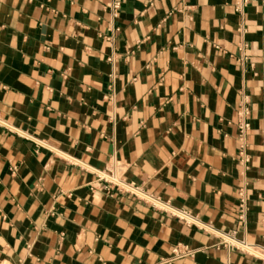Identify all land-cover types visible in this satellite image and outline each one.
Listing matches in <instances>:
<instances>
[{"label": "crops", "instance_id": "1", "mask_svg": "<svg viewBox=\"0 0 264 264\" xmlns=\"http://www.w3.org/2000/svg\"><path fill=\"white\" fill-rule=\"evenodd\" d=\"M219 233L264 254V0H0V264H264Z\"/></svg>", "mask_w": 264, "mask_h": 264}, {"label": "built area", "instance_id": "2", "mask_svg": "<svg viewBox=\"0 0 264 264\" xmlns=\"http://www.w3.org/2000/svg\"><path fill=\"white\" fill-rule=\"evenodd\" d=\"M250 1L251 0H241V3L246 4V3H249ZM244 58H246V56ZM246 115H247V112H243L241 114V120H240V124H239V129H240L239 136L241 138L244 137L246 131L250 127V123L248 121H246ZM41 146H46V144L41 143ZM99 178L115 185L119 189H122L128 193L139 196V197L149 201L155 207H158L159 209H163V210L169 212L171 215L176 216V217L184 220L187 223L196 225V226H198L201 229H204L206 231H213V229H211L209 226L200 223L197 219H195L194 217H192L188 213L183 212L181 210H178L175 207H173L172 205H170L168 202H165L158 197L148 195V194L144 193L143 191L139 190L138 188H136V187H134V186H132L126 182H123L119 179H116V178L111 177V176L104 174V173H101L99 175ZM219 236H220L223 244L234 246V247H240L241 249L248 251L251 255L264 260V254L260 253L259 251H256L251 245H247L245 243H242L239 240H237L235 237L227 235V234L219 233ZM191 254L192 253H191L190 249H188L187 247H184V248L175 247L173 249V256L175 258L184 257V256H188Z\"/></svg>", "mask_w": 264, "mask_h": 264}]
</instances>
